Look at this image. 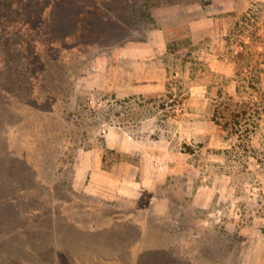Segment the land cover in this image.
Returning a JSON list of instances; mask_svg holds the SVG:
<instances>
[{
  "label": "rangeland",
  "instance_id": "374dc122",
  "mask_svg": "<svg viewBox=\"0 0 264 264\" xmlns=\"http://www.w3.org/2000/svg\"><path fill=\"white\" fill-rule=\"evenodd\" d=\"M135 8L0 95V264H264V0Z\"/></svg>",
  "mask_w": 264,
  "mask_h": 264
},
{
  "label": "trees",
  "instance_id": "16d2710c",
  "mask_svg": "<svg viewBox=\"0 0 264 264\" xmlns=\"http://www.w3.org/2000/svg\"><path fill=\"white\" fill-rule=\"evenodd\" d=\"M90 1L89 4L85 0H0V80L5 82L0 81L1 96L12 92L8 85L25 82L28 97H22V101L35 100L41 79L33 71L34 58L51 70L52 65L62 61L64 51L88 44L90 37L109 38L124 29L137 3V0ZM127 8L132 11L125 16L122 9ZM39 46H44V53L38 50ZM29 60L30 63L24 64ZM259 96L262 101L257 111L264 114V92ZM230 99L229 105L216 111L219 123L225 119V127H229L230 116L240 115L239 111L248 113L255 107L250 102L243 106L233 101V96Z\"/></svg>",
  "mask_w": 264,
  "mask_h": 264
},
{
  "label": "crops",
  "instance_id": "0c3cea01",
  "mask_svg": "<svg viewBox=\"0 0 264 264\" xmlns=\"http://www.w3.org/2000/svg\"><path fill=\"white\" fill-rule=\"evenodd\" d=\"M214 4V3H212ZM196 6L197 3L195 4ZM197 8H200V7H197ZM196 7H194V10L192 11H195L197 9ZM215 9V8H214ZM209 11L208 14L206 15H199V16H194L191 18L190 20V26L194 29V30H200L202 29L203 27H206L208 25V22H210L211 20H215V19H218L219 16H220V12L219 11ZM217 9V8H216ZM144 62H142V60H137V61H134L133 62V67L136 71L139 70V68H141L143 65ZM152 64H157L159 63L160 66H163L162 65V60H155V61H152L151 62ZM148 80V79H147ZM159 81H157V79L155 77L151 78V80L149 81H143L141 83V81H138V80H135L136 82V86H135V82H133V85H132V88L134 91H152V90H157L158 87L161 88V79H158ZM158 86V87H157ZM99 166H100V161H99ZM88 167V166H87ZM101 169H99L101 172H108V173H111L109 172L110 170L108 168H106L104 165L101 164L100 166ZM83 169H85V167H83ZM90 168H86L84 170V172L86 171V173L89 175H91V177L94 178V173L90 170Z\"/></svg>",
  "mask_w": 264,
  "mask_h": 264
}]
</instances>
